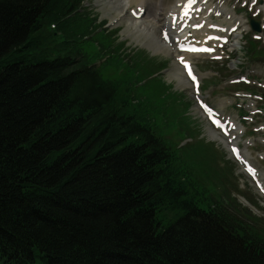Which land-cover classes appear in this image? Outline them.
<instances>
[{"label": "trees", "instance_id": "1", "mask_svg": "<svg viewBox=\"0 0 264 264\" xmlns=\"http://www.w3.org/2000/svg\"><path fill=\"white\" fill-rule=\"evenodd\" d=\"M83 1L0 0V264H264L86 58Z\"/></svg>", "mask_w": 264, "mask_h": 264}, {"label": "rangeland", "instance_id": "2", "mask_svg": "<svg viewBox=\"0 0 264 264\" xmlns=\"http://www.w3.org/2000/svg\"><path fill=\"white\" fill-rule=\"evenodd\" d=\"M108 1H83L79 13L85 21L82 24L90 32L95 30L80 43L86 58L96 63L104 79L127 95L129 108L152 124L155 135L173 155L174 167L187 175V191L199 199L230 202L229 196L234 198L247 212L237 207V213L247 220L256 237L264 239V195L257 183H264V130H258L264 128V61L252 50L255 42L264 47V28L256 33L249 25L250 19L264 24V0H209L203 10L189 18L198 24L204 22L192 43L201 45L199 41L211 33L223 36L224 41L213 55L205 51L186 56L183 51L164 55L142 44L148 42L134 40L132 21L111 22L117 17V9L107 7ZM175 1L153 0V4H147L145 15L152 17L156 8L165 11ZM128 8L133 10L136 5ZM205 9L213 12L207 15ZM231 24L236 26L233 31L229 29ZM85 27L80 32L87 33ZM237 33L239 36H234ZM53 37L47 43L49 48L58 41L56 34ZM207 47L211 48V42ZM184 59L197 79L190 80L191 86L179 84L172 76L177 66L188 78ZM199 107L208 108L210 115L222 123L229 119L242 128L241 134L228 132L235 137L233 146L223 129L213 127L210 117L199 113ZM257 110H263L262 114L255 113ZM213 132L226 145L213 140ZM231 147L237 148V158L232 156Z\"/></svg>", "mask_w": 264, "mask_h": 264}, {"label": "bare ground", "instance_id": "3", "mask_svg": "<svg viewBox=\"0 0 264 264\" xmlns=\"http://www.w3.org/2000/svg\"><path fill=\"white\" fill-rule=\"evenodd\" d=\"M166 0H160V2H165ZM209 0H193L191 7L188 6V0H176L174 5L168 7L165 11L156 8L155 12L153 13L152 17L145 15L147 11V4H153V0H110L108 1L110 4L107 7H110L112 10L116 8L117 10L114 12L116 13L114 16L116 18H112V23H119L121 20L125 22L132 21L133 33L131 34L132 38L139 42H148L149 44L142 43L145 46L150 47L155 52L159 51L164 55H168L170 53L176 54L177 52H182L181 47L187 46L189 44H193L196 47H203L206 48V44L211 42L210 51L206 50L208 55H213L216 53V48L220 45V42H223V36L211 33L208 34L209 36L204 38L203 40L199 41L201 45H196L192 42L191 39L196 35V30L199 31V28L202 27L204 22L201 20L200 23H196L194 20L191 21L189 18H192L194 12L198 10H203V5L206 4ZM133 4L136 5L135 9H129L128 7L132 6ZM264 10V6L262 7ZM161 12H157V11ZM206 10V9H205ZM187 11V16H182V12ZM213 10H206L205 13L208 15ZM125 14V16L123 15ZM159 15L161 19H159ZM206 17V16H205ZM198 19V18H197ZM122 22V21H121ZM161 22V24H160ZM238 22V21H237ZM240 23V22H238ZM233 24L230 26V30L235 29L236 26L232 27ZM221 30L225 31L226 33L229 29L220 28ZM156 30L157 34H159L156 38ZM195 30V31H194ZM217 30V29H216ZM129 31V30H128ZM234 36H239V33L234 34ZM226 39V38H225ZM186 55H197V53H184ZM177 59L181 60V57ZM186 62V59L183 60ZM172 76L178 79V83L182 84L183 86H191L190 78L187 79L182 74L180 67H175L172 71ZM197 79H195L196 81ZM196 84V83H195ZM178 86V85H177ZM195 86V85H194ZM199 113L204 116L205 114L210 115V111L208 108L203 110L201 107L198 108ZM226 125L224 123L219 122V128L223 127V131L226 132L227 128L231 130H236V134L242 133V128L235 124L232 120L226 119ZM223 132V134H225ZM213 132L210 134V137L213 140L220 141L226 145L223 141L221 136ZM227 136L230 138L231 145H234V138L231 133H227ZM257 176V175H256ZM255 176V177H256ZM258 187L260 192L264 195V183L261 184L257 181Z\"/></svg>", "mask_w": 264, "mask_h": 264}, {"label": "water", "instance_id": "4", "mask_svg": "<svg viewBox=\"0 0 264 264\" xmlns=\"http://www.w3.org/2000/svg\"><path fill=\"white\" fill-rule=\"evenodd\" d=\"M249 25H250V27H251V29L254 31V32H256V33H261V27H260V25L257 23V22H255L254 20H249ZM241 202H243V203H245L242 199L240 200Z\"/></svg>", "mask_w": 264, "mask_h": 264}, {"label": "snow or ice", "instance_id": "5", "mask_svg": "<svg viewBox=\"0 0 264 264\" xmlns=\"http://www.w3.org/2000/svg\"><path fill=\"white\" fill-rule=\"evenodd\" d=\"M192 3H193V0H188V6H189V7H191ZM184 14H185V16H187V12H185ZM206 50H207V51H210V49H206ZM185 67H188V66L185 65ZM189 75L192 76V72H191L190 69H189ZM192 79L195 81L196 78H195L194 76H192Z\"/></svg>", "mask_w": 264, "mask_h": 264}]
</instances>
